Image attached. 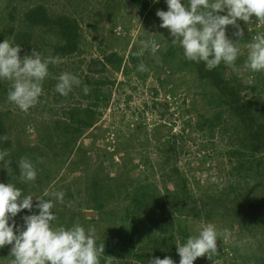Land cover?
<instances>
[{"label":"rangeland","instance_id":"obj_1","mask_svg":"<svg viewBox=\"0 0 264 264\" xmlns=\"http://www.w3.org/2000/svg\"><path fill=\"white\" fill-rule=\"evenodd\" d=\"M128 2L137 9L136 15ZM36 9L46 14V27L27 23L25 14ZM157 10L167 11L164 0H0V42L8 39L13 46L20 45L17 36L26 33L32 47L20 45L21 58L32 50L42 59L59 58L49 64L46 79L53 82L43 81L42 95L27 111L5 96L0 98L3 137L10 143L8 166L0 163V183L15 185L22 196L32 195L34 206L35 199H52L53 227L93 229L104 251L132 247L133 255H141L160 239L178 247L212 223L219 233L217 252L210 259L197 258L194 264H264V211L260 215L249 206L264 196V151L254 160L250 157L243 143L244 122L221 103L226 99L220 101L212 85L196 76L203 62L187 60L183 49L171 43L168 30L159 27ZM63 17L75 21L79 29L78 51L68 57L54 54V46L62 41L56 22ZM238 23L244 29L239 40L232 26L227 29L229 38L239 42L235 68L221 66L224 77L240 85L239 95L253 117L264 125V72L245 67L246 45L264 32V22L253 16L249 24ZM109 59L113 62L104 68L93 63ZM141 64L145 71L138 70ZM65 72L79 80L66 95L74 99L71 107L80 101V93L93 89L86 82L104 81L99 89L106 97L99 102L94 124L66 145L59 135L43 141L50 133L55 135L54 122L72 101L69 98L63 106L57 100L62 95L56 84ZM3 81L11 87V81ZM219 101L220 107L215 105ZM86 103L83 100L79 106ZM21 157L36 166L35 181L19 178ZM181 181L187 193L184 199L180 194L174 198ZM58 191L64 193L62 203L45 196ZM141 194L152 204V217L164 232L148 222V213L139 218L130 215ZM161 204L163 212L158 209ZM86 211L94 215L86 216ZM27 214V210L19 213L16 224L22 225L21 217ZM10 250V245L0 248V264H12ZM131 256L119 251L117 256L101 254L99 261L132 264ZM179 260L178 255L174 262Z\"/></svg>","mask_w":264,"mask_h":264},{"label":"clouds","instance_id":"obj_2","mask_svg":"<svg viewBox=\"0 0 264 264\" xmlns=\"http://www.w3.org/2000/svg\"><path fill=\"white\" fill-rule=\"evenodd\" d=\"M159 3L160 0H153ZM167 11L157 10L161 21L159 27L167 29L171 43L178 44L187 60L203 62L208 70L221 63L235 68L240 49L227 34L228 26L234 29L233 36L239 40L244 29L239 21L246 24L255 16L258 22H264V0H164ZM145 47L147 44L142 42ZM248 49L245 67L252 72H264V32L256 34ZM157 46L152 45L155 52ZM20 45L10 43L8 39L0 42V80L11 81L8 101L19 109L27 111L38 102L42 95L43 81L49 76V64L58 62V57L42 59L32 50L31 55L21 58ZM140 71H145L143 64ZM79 80L71 73L58 77L56 91L66 96ZM87 89H85L86 91ZM0 139H5L0 137ZM7 150H0V163L8 166L5 157ZM19 178L24 182L35 181L37 170L28 158L18 162ZM56 201L63 202V192H45ZM32 195L22 196L21 189L11 183H0V248L11 246L12 264H100L99 257L104 253V243L97 245L94 230H85L80 225L69 229L53 227L56 220L51 211L52 199H35ZM24 210L27 215L21 217L22 225L15 218ZM218 230L212 223L204 226L197 235H191L186 242L177 247L179 264H194L197 258L210 257L217 252ZM150 264H175L170 257L153 258Z\"/></svg>","mask_w":264,"mask_h":264},{"label":"trees","instance_id":"obj_3","mask_svg":"<svg viewBox=\"0 0 264 264\" xmlns=\"http://www.w3.org/2000/svg\"><path fill=\"white\" fill-rule=\"evenodd\" d=\"M25 18L27 20V23L30 25H41L47 26V16L43 12L39 11V9L36 10H30L25 14ZM60 19V18H59ZM65 17L61 18L60 21L56 22V25L60 27V40L61 44L55 45L54 46V54L59 55L60 57H65V56H71L73 53H76L78 51V42H79V33H78V25L75 21H66ZM62 21V22H61ZM18 35V34H17ZM30 39L26 33L22 34L20 33L17 36V42H19L20 45L23 46H28L32 47L29 43ZM108 62H113L112 60H104L103 62L101 60L94 61L93 63H99L102 68L108 64ZM196 69L195 73L197 74L198 78L202 81H207L212 87L217 90L218 92V97L219 100L225 98V101H221L223 104H227L228 110L238 119V121H242L245 124V131H246V136L244 140V144L246 148H249L250 150V157L254 160L255 157L254 155L264 151V125L260 122L256 121V117H253L252 114L254 112L251 111L247 103H244L240 97V85L234 83L231 80H227L224 77V67L221 66V64L211 70H208L203 63H201ZM104 70V69H103ZM98 72V71H96ZM102 72V69L101 71ZM52 79L48 78L44 80L45 84H51ZM4 83L3 80H0V98L5 96L7 98L8 92L10 88H8V84H2ZM88 87H93L91 90H86L84 93H80V101H75L76 105L71 107V103L74 101L72 97L70 96H60L58 97V102L63 104L68 102L69 98L72 99V101H69L70 104L66 107H63V114L64 116L61 117V119H57V121L54 122L55 126H57L55 131V135L50 133L47 138H44L43 141L45 142H50L53 140V138H56V136H61L64 141V145L70 143L73 141L75 138L80 137L82 134V130L85 128H89L94 124V121L96 119V116L99 114L98 113V108L100 106V101L106 100V97L104 94L100 91L99 88L103 86L104 81L101 80H95L91 82H86ZM76 87L74 85L72 88ZM75 89V88H74ZM51 86L47 85L45 88V93L48 94L50 92ZM69 95V94H68ZM222 97V98H221ZM4 98V97H3ZM87 100V105L86 106H79L81 104V101ZM216 103L215 105L220 107L222 104ZM254 107H259L256 105H253ZM5 133V127L3 123L0 121V137H3V134ZM9 141L6 139H0V150H7L9 149ZM232 155H237L241 156L239 152H232ZM22 158V157H21ZM26 158V157H24ZM243 164L240 165L239 170L243 168ZM20 172V171H19ZM18 172V174H20ZM177 171L175 170V173ZM181 190L177 191L175 190L172 195L174 198H177L176 196L180 194L182 198L184 199L186 193H187V188L185 186V183L181 181ZM168 195L170 193H167ZM142 197L140 198H135V203H136V209L133 211H129L130 215L133 216L134 218H139L140 215H142L143 212L148 213V216L146 217L148 222H150L152 225H154L157 230L164 232V227L160 226V222L155 221V219L152 217L153 216V211L150 206L152 204L148 202L146 195L141 194ZM149 198V197H148ZM176 203V202H175ZM164 204L159 205L158 209L160 212H163ZM250 207L254 208V211L258 210L260 211V215L262 214L261 212L264 211V196L260 199H258V203L254 205H249ZM148 209V211H146ZM241 208L237 209V214L240 211ZM264 213V212H263ZM151 232V231H150ZM161 242L157 243L153 249L149 250L148 253H144L141 255H133V248L128 247L126 250H124V247H107L103 253V255H109V256H117L119 251L126 252V254L132 255L131 257L133 258V263L132 264H150V261L153 258L159 257L160 259H163L165 257H170L173 261L175 258L178 256L177 252V246L173 245V247H170L168 243L160 239ZM129 244V243H128ZM124 245V244H122ZM130 246V245H128ZM176 264V263H175Z\"/></svg>","mask_w":264,"mask_h":264},{"label":"water","instance_id":"obj_4","mask_svg":"<svg viewBox=\"0 0 264 264\" xmlns=\"http://www.w3.org/2000/svg\"><path fill=\"white\" fill-rule=\"evenodd\" d=\"M127 7L128 9L130 10V12L133 14V15H136L137 14V9L131 4V3H127ZM85 215L86 216H93L94 214L92 212H89V211H86L85 212Z\"/></svg>","mask_w":264,"mask_h":264}]
</instances>
